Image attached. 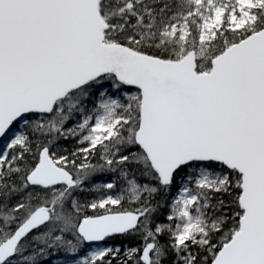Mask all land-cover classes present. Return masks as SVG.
I'll list each match as a JSON object with an SVG mask.
<instances>
[{
	"label": "snow or ice",
	"instance_id": "6c2138e0",
	"mask_svg": "<svg viewBox=\"0 0 264 264\" xmlns=\"http://www.w3.org/2000/svg\"><path fill=\"white\" fill-rule=\"evenodd\" d=\"M0 264H264V0H0Z\"/></svg>",
	"mask_w": 264,
	"mask_h": 264
},
{
	"label": "trees",
	"instance_id": "16d2710c",
	"mask_svg": "<svg viewBox=\"0 0 264 264\" xmlns=\"http://www.w3.org/2000/svg\"><path fill=\"white\" fill-rule=\"evenodd\" d=\"M117 242H119V241H117Z\"/></svg>",
	"mask_w": 264,
	"mask_h": 264
}]
</instances>
